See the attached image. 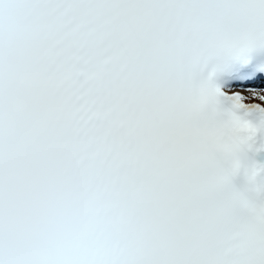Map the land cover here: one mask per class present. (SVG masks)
Instances as JSON below:
<instances>
[{"label": "snow or ice", "instance_id": "1", "mask_svg": "<svg viewBox=\"0 0 264 264\" xmlns=\"http://www.w3.org/2000/svg\"><path fill=\"white\" fill-rule=\"evenodd\" d=\"M0 264H264V0H0Z\"/></svg>", "mask_w": 264, "mask_h": 264}]
</instances>
